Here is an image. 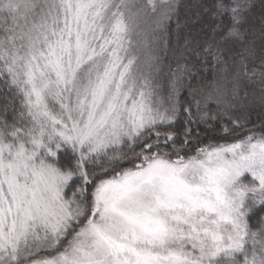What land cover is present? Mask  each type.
<instances>
[{"label":"snow or ice","instance_id":"6c2138e0","mask_svg":"<svg viewBox=\"0 0 264 264\" xmlns=\"http://www.w3.org/2000/svg\"><path fill=\"white\" fill-rule=\"evenodd\" d=\"M180 6L0 0V264H264V126L193 127L250 84L264 100V0L258 24L256 0H213L207 29L173 34Z\"/></svg>","mask_w":264,"mask_h":264},{"label":"trees","instance_id":"16d2710c","mask_svg":"<svg viewBox=\"0 0 264 264\" xmlns=\"http://www.w3.org/2000/svg\"><path fill=\"white\" fill-rule=\"evenodd\" d=\"M213 0H180V8L178 12V17L174 18L173 23L171 25L172 32L175 34L176 32V23L175 20L178 19L179 23L182 26L183 32L182 34L186 33H195L201 28L207 29L210 25L211 20L204 11V7L210 5ZM256 8L252 14L251 20L253 23L258 24L260 15H261V6L260 0H256ZM7 18V25L11 26V22L8 24ZM5 26V17L3 15L0 16V29ZM2 34V31H0ZM173 40L175 42V35H173ZM182 43V40H181ZM259 46V40L257 41ZM161 71L157 72L154 76L155 84L163 91L170 94L171 91V83L173 80L172 73L175 71L176 65L174 59L171 55H164L161 57ZM193 85L197 84V80L194 79L191 81ZM177 87L181 88V95L183 97L188 96V92L185 87H182L180 82H177ZM3 90L0 89V98H2ZM262 92L261 86L259 83L250 84L248 86V100L247 102L236 109L228 113H224L221 111L220 115L216 116L215 120H209L208 123L212 125V128L215 130H206L204 125L201 124L198 127L193 125L194 128L200 133L201 140L205 142H226L223 139H219L225 133L222 131V125L227 126L229 129L232 125L229 123L227 119L228 116H231L232 119L237 120L239 123L245 124L246 127L240 129L238 132L234 133L233 136H242L245 132L249 130H255L259 132L262 126H264V100H262ZM209 115L213 116L216 115L217 108L215 104H209ZM180 130L182 131L183 125L179 126ZM231 141V138L230 140Z\"/></svg>","mask_w":264,"mask_h":264},{"label":"rangeland","instance_id":"374dc122","mask_svg":"<svg viewBox=\"0 0 264 264\" xmlns=\"http://www.w3.org/2000/svg\"><path fill=\"white\" fill-rule=\"evenodd\" d=\"M140 2H144V0H140ZM159 2H160V0H157V3H159ZM7 18L9 20L8 21V24H9L11 22V17H7ZM152 27H153V25H152L151 19H148L146 22H144V23L141 24V29L145 33H149L151 31ZM135 39L142 41L143 40V37L142 36L141 37H136ZM149 39H150V37H149ZM156 73H154L153 75H155ZM153 82H154V80H153ZM154 84H155V82H154ZM157 93H158L159 99L162 102H166L167 97L169 96V94H167V92H163L158 86H157ZM219 143L223 144L225 142L221 141Z\"/></svg>","mask_w":264,"mask_h":264}]
</instances>
